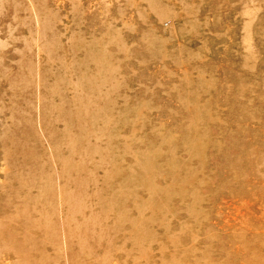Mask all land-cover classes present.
<instances>
[{"label": "rangeland", "instance_id": "1", "mask_svg": "<svg viewBox=\"0 0 264 264\" xmlns=\"http://www.w3.org/2000/svg\"><path fill=\"white\" fill-rule=\"evenodd\" d=\"M45 2L68 65L73 43L95 42L108 46L120 68L110 121L126 113L129 124L112 141L119 156L122 144L133 147L121 157L116 186L128 181L133 153L142 152L153 156V188L189 192L152 199L140 187L113 238L94 240L103 225L115 224L108 212L84 247L79 236L64 238L83 223L79 216L55 228L61 238L52 240L40 223L45 211L23 206V194L10 197L11 167L0 144V264H264V0ZM0 12V44L10 43L4 26L16 13ZM18 58L12 45L0 49V132L12 118L1 67L13 68ZM95 175L99 183L107 178L105 170ZM91 205L88 214L101 211L98 200ZM58 211L68 216L63 205Z\"/></svg>", "mask_w": 264, "mask_h": 264}, {"label": "bare ground", "instance_id": "2", "mask_svg": "<svg viewBox=\"0 0 264 264\" xmlns=\"http://www.w3.org/2000/svg\"><path fill=\"white\" fill-rule=\"evenodd\" d=\"M150 5L153 9L154 5L160 8L155 3ZM1 9H13L16 16L7 27L3 25L11 42L1 43L0 49L12 45L13 53L19 57L13 68L1 67L11 101L6 107L12 117L10 126L3 124L0 132V144L11 167L10 197L23 194V206L34 204L45 211L40 223L47 227L48 238H61L55 228L58 230L70 220L71 224L79 216L83 223L64 238L79 236L84 247L98 234L100 217L108 212L116 213L115 224L109 228L103 225L99 230L102 236L94 240L113 238L126 220V200L135 197L140 187L148 189L152 199L161 193L166 198L169 194H188L186 187L178 188V193L174 186L165 190L153 188L157 178L149 175L153 156L142 152L133 153L128 181L116 186L114 181L123 164L121 157L131 155L133 146L122 144L121 152L125 155L119 156L112 141L115 129L128 125L129 119L126 113H118L117 120L110 121L117 112L110 90L120 89L123 82L107 45L73 43L71 65H68V50L58 43L56 16L48 10L45 0H1ZM20 10L29 12L30 16L19 19ZM161 14L158 11V16ZM57 60L61 62L59 67ZM69 88L73 89L72 95ZM100 137L108 139L103 142ZM97 170L106 171L105 181L99 183ZM130 180L137 182L136 185L129 184ZM93 200L100 202L101 211L91 210L88 214ZM62 205L67 209L66 218L59 216ZM38 227L36 222L35 228Z\"/></svg>", "mask_w": 264, "mask_h": 264}]
</instances>
